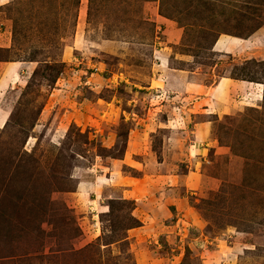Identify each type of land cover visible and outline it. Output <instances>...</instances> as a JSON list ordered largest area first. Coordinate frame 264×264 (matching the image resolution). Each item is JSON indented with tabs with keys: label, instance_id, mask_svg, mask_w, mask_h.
I'll return each mask as SVG.
<instances>
[{
	"label": "rangeland",
	"instance_id": "rangeland-1",
	"mask_svg": "<svg viewBox=\"0 0 264 264\" xmlns=\"http://www.w3.org/2000/svg\"><path fill=\"white\" fill-rule=\"evenodd\" d=\"M157 253L264 264V0H0V264Z\"/></svg>",
	"mask_w": 264,
	"mask_h": 264
},
{
	"label": "crops",
	"instance_id": "crops-1",
	"mask_svg": "<svg viewBox=\"0 0 264 264\" xmlns=\"http://www.w3.org/2000/svg\"><path fill=\"white\" fill-rule=\"evenodd\" d=\"M224 39L226 42L222 48L224 51L222 49H220V50H217L220 52H216L222 56L234 55L233 54L234 51L241 49V44H242L241 41H243V43H246L248 41L247 39H240V38L234 37V36H226ZM243 45H242V47H243ZM217 46H218V44L216 45V47ZM169 79L170 78H168V80ZM177 80H178V78L176 79V81ZM155 82H157V83L161 82V83L165 84V82H162L161 80L155 81ZM170 82H173V81L170 80ZM182 84L184 86L190 85V87L194 85L193 82L183 81V77L180 76V80H179L178 84H176V85H182ZM252 84H255V83H251L250 81L243 80V79L242 80H239V79L235 80L231 76L220 77L219 80L217 82H215L214 85L205 94L206 97L208 96L207 99H203L200 102L197 101L196 102L197 104L195 103L196 106L197 105H203V108L198 109V111H200V112L195 111L194 116H196V113H202V114L209 115L210 113L216 114L217 111L223 110L226 107L225 104L228 102V100H226L227 96H229V93L232 92L231 89H233V90L240 89L243 91L242 94L249 92L251 90L250 91L251 95H253L255 88L253 86L250 87ZM256 85L260 86L259 83L255 84V86ZM185 89H187V87ZM258 89L259 88H257V91H258ZM210 90H211V92H210ZM228 91H230V92H228ZM211 94H212V98H211V96H209ZM257 97L260 99L259 95ZM230 105H232V103H230ZM211 110H214V111L210 112ZM200 127L202 128L201 130H202L203 134L206 135L208 133V129H209L208 123H203V124H201ZM175 202H176L175 206L178 207L177 210H179L180 208H183L184 210L187 209L185 205H182V201L175 200ZM167 210H170V209L168 208ZM158 254L159 253L154 254V258H155L154 262L156 263V261H158V264L165 263V261H167V259L166 258H164V259L159 258L161 255L157 256ZM155 256H157V257H155ZM168 260H170V259H168ZM170 261L173 263V260H170Z\"/></svg>",
	"mask_w": 264,
	"mask_h": 264
},
{
	"label": "trees",
	"instance_id": "trees-1",
	"mask_svg": "<svg viewBox=\"0 0 264 264\" xmlns=\"http://www.w3.org/2000/svg\"><path fill=\"white\" fill-rule=\"evenodd\" d=\"M228 35H231V34H228ZM234 37H235V36H234ZM247 81H248V80H247ZM250 82H251V81H250ZM111 208L113 209V206H112V205H110V209H111ZM136 227H137V225L132 226V228H136ZM128 229H131V228H127V230H128Z\"/></svg>",
	"mask_w": 264,
	"mask_h": 264
}]
</instances>
